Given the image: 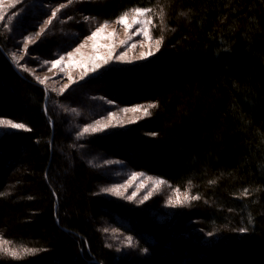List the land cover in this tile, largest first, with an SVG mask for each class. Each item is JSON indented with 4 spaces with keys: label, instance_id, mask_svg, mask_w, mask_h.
<instances>
[{
    "label": "trees",
    "instance_id": "obj_1",
    "mask_svg": "<svg viewBox=\"0 0 264 264\" xmlns=\"http://www.w3.org/2000/svg\"><path fill=\"white\" fill-rule=\"evenodd\" d=\"M39 3L66 7L17 65L14 51L49 16ZM137 7L158 15L153 36L164 37L150 60L61 95L30 72ZM3 12L0 119L31 131L0 136V238L43 251L0 253V264H264V0H19ZM98 99L157 107L123 129L83 133L107 115ZM108 160L189 199L159 225L102 191Z\"/></svg>",
    "mask_w": 264,
    "mask_h": 264
},
{
    "label": "rangeland",
    "instance_id": "obj_2",
    "mask_svg": "<svg viewBox=\"0 0 264 264\" xmlns=\"http://www.w3.org/2000/svg\"><path fill=\"white\" fill-rule=\"evenodd\" d=\"M18 1L19 0H15V3H18ZM15 3L14 0H0V15L4 14L3 11H6L13 7ZM37 5L36 8L38 7ZM44 6L45 5H39V7L41 8H43ZM51 7H53V5H46V7L43 8L46 10L50 9L49 16H47L46 20H49L51 18V13L53 10L57 8L61 9V5L53 9ZM132 15L133 14L130 11L128 28L116 22L107 23V27L103 32H101L94 39H89V37L92 36V33L95 32L98 27L104 25L103 23L98 22L97 24H95L96 27L89 36H86L83 40H79V43L75 47L70 49V51H68L66 54H63L56 59L59 60L61 59V57H63L62 63L60 65H57L55 68H53L52 63L49 62L46 66L42 65L43 69L30 68V72L36 79L39 78L40 81H44V83L41 84L49 88V91L55 92L57 95H61L72 85L84 82L91 77L101 75L110 67L116 69L136 66L150 60L157 53L155 51L153 27H151V35L153 37V40L146 41L143 34L139 32V28L141 26L133 25L131 23ZM149 16L152 17L153 24L154 21L158 19V15L156 16L153 12L149 13ZM45 21L41 24V26L38 27L39 30L41 29V27H45ZM28 37H33V41L31 43H27ZM28 37L25 38V43L22 47L23 50L14 51V54L19 59V61L23 59L24 56L30 55L28 50L25 52L26 45L28 49L29 45H33V43H35L37 40L36 34H32ZM81 45H83V47H81ZM150 47L154 52V55L145 59H140V54L142 52H147ZM76 49H79V52H77ZM69 53H72L71 58H69ZM109 53H111L110 57ZM93 57L96 58L95 63L102 65L94 72L91 71ZM121 57L123 58L121 59ZM31 58L33 60L39 61L38 57ZM105 58H108V62L106 64L103 63V60ZM86 69H88L87 75H85ZM98 100L102 103L103 108L106 105L107 109V115L103 119L97 120L109 125L102 131H106L109 129H123L144 116L143 111H123L124 109H132L135 107H119L107 100ZM95 123L96 121L90 125H93ZM11 130L13 129L0 127V136L4 132ZM103 164L106 166V168L111 169L110 173L108 174L111 179V184L107 188H119L120 190L119 195H114L111 192L104 193L108 196L115 197L118 200L122 201V203L127 207L132 206L135 209H145V207H147L146 211H148V216L151 217V220L155 223H158L159 225H163V223L167 224L169 222L168 218H171L174 215V212L182 205L181 201L184 200V196H182L181 193L177 194L175 192L169 191V186L166 183L162 185L155 184L156 180L161 179L150 176L145 172L132 171L126 168L125 164L120 161L108 160L106 162H103ZM134 174L135 178H133ZM133 193H135L134 196ZM149 193H151L149 198L141 203V200H143V198ZM156 195L163 200L164 205L161 206L156 213H154L149 210L148 207L150 206L149 204L151 200L154 199ZM129 197L132 198L129 199ZM177 199H179L180 203H176ZM169 200L173 201V204L170 205ZM171 222L174 221L172 220Z\"/></svg>",
    "mask_w": 264,
    "mask_h": 264
},
{
    "label": "snow or ice",
    "instance_id": "obj_3",
    "mask_svg": "<svg viewBox=\"0 0 264 264\" xmlns=\"http://www.w3.org/2000/svg\"><path fill=\"white\" fill-rule=\"evenodd\" d=\"M72 0H68V3H71ZM15 3V0H14ZM14 6V5H13ZM65 7V5H61V8ZM60 11V8H57L55 10L52 11L51 13V18L49 20L45 21V27L47 25H50L52 23V19H54L57 15V12ZM132 15L131 18V23L133 25H140L141 27L139 28V32L143 34L144 39L146 41H152L153 37L151 35V27H154L155 25L153 24V19L151 16H149V13L152 12L151 8H141V7H137V8H133L130 10ZM164 11L163 9H160L159 11V17H160V23H161V27H162V31L163 28L166 27V25H164ZM183 15V13H182ZM4 20V16L0 15V21ZM128 20H129V12H124L122 13L117 20L115 21L116 23L125 26L126 28L129 27L128 25ZM45 27H41L40 32L36 33V36H40L41 34H43V32L45 31ZM107 27V22H105L104 25H101L100 27H98L96 29L95 32L92 33V36L89 37V39H94L96 36H98L101 32L104 31V29ZM164 37L163 35L159 36L158 38H156L154 40V44H155V51L159 52L160 48L162 46ZM33 41V37H28L27 38V43H31ZM81 47H83V45H81ZM27 51V45L25 47V52ZM77 52H79V49H76ZM154 55V52L152 51L151 47L149 48V50L147 52H142L140 54V59H145L147 57H150ZM111 56V53H109V57ZM72 57V53H69V58ZM123 57H121L122 59ZM11 59L17 64L19 65V59L16 57L15 54H13L11 56ZM63 57H61V59L59 60H54L52 61V67L55 68L57 65H60L62 63ZM96 58L93 57V64L91 67V71H96L99 67H101V64L95 63ZM108 62V58H105L103 60V63L106 64ZM23 70H27L26 68H24ZM88 69L85 70V75H87ZM83 78V77H82ZM38 82L40 83H44V81H40L39 78ZM71 79V78H70ZM157 107L156 104H149L146 107L145 106H138L132 109H124L123 111L128 112H140L143 111L145 116L150 115L149 109L150 108H155ZM73 112H75V109H72ZM109 125L104 124L102 121H96L95 124L90 125L89 127L84 128L83 133H87V132H99L102 131L104 128L108 127ZM0 127H7L10 129H16V130H24V131H31V129H29L24 123L22 122H14L11 119H0ZM83 133H81V135H83ZM153 135H155V133H153ZM135 178V174L134 177ZM215 181H210V183H214ZM166 182L164 180H156L155 184L156 185H162L165 184ZM122 187V186H121ZM102 191L104 192H111L114 195H119L120 194V190L119 188H105L102 189ZM135 195V193H133V196ZM151 195V193H149L148 195H146L143 200H141V203L144 202V200H147L149 198V196ZM244 196H248L249 195V190L248 189H244L243 192ZM132 197H129V199H131ZM185 200H188L189 197L186 194L184 197ZM191 199L196 200L199 199V196H192ZM176 203H180L179 199H177ZM169 204H173V201L169 200ZM107 231V230H105ZM239 231L241 233L246 232L247 229L246 228H240ZM209 235H211V233H209ZM127 240L129 242V245H131L132 242V237H127ZM11 242L7 241V240H3L2 238H0V253H3L9 257H11L12 259H22L26 256L29 255H35L37 254L39 251H43L42 249H35V248H29L27 246H23L21 245L19 248H13V247H7V245H9ZM145 251H147L145 249Z\"/></svg>",
    "mask_w": 264,
    "mask_h": 264
},
{
    "label": "water",
    "instance_id": "obj_4",
    "mask_svg": "<svg viewBox=\"0 0 264 264\" xmlns=\"http://www.w3.org/2000/svg\"><path fill=\"white\" fill-rule=\"evenodd\" d=\"M18 71V70H17Z\"/></svg>",
    "mask_w": 264,
    "mask_h": 264
}]
</instances>
